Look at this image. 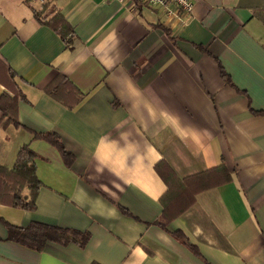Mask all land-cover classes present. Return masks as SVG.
Masks as SVG:
<instances>
[{"label":"crops","instance_id":"0c3cea01","mask_svg":"<svg viewBox=\"0 0 264 264\" xmlns=\"http://www.w3.org/2000/svg\"><path fill=\"white\" fill-rule=\"evenodd\" d=\"M259 8L264 0H197L190 15L140 0H0V97L12 94L8 71L24 95V128H0V164L12 168L30 145L43 185L34 211L0 205V264H264ZM42 10L64 16L66 40ZM59 76L83 95L73 108L46 92ZM33 132L56 134L73 164ZM161 161L182 179L224 165L232 180L167 222ZM3 221L89 240L38 252L9 241Z\"/></svg>","mask_w":264,"mask_h":264},{"label":"trees","instance_id":"16d2710c","mask_svg":"<svg viewBox=\"0 0 264 264\" xmlns=\"http://www.w3.org/2000/svg\"><path fill=\"white\" fill-rule=\"evenodd\" d=\"M44 13V10L35 12L43 24L49 26L66 40L71 34V28L64 16L56 12L52 17L44 20L42 17ZM254 16L264 25V8L255 9ZM225 77L229 78L226 74ZM6 84L12 94L4 93L0 97V113L2 115L0 128L5 129L9 126L24 128L19 119V103L24 95L10 71H8V82ZM46 92L53 99L69 108L75 107L83 99V95L76 87L62 76L53 81ZM33 137L55 146L66 166L70 167L73 164V155L66 150L56 134L33 132ZM36 159L37 155L32 147L24 145L19 150L17 160L12 168L0 164V205L24 211L37 209V199L43 185L38 177ZM155 169L166 185V191L160 202L163 207V219L167 222H172L187 212L195 204L199 193L217 188L232 180L231 174L224 165L184 179L180 178L166 161L158 163ZM3 222L8 232L9 241L38 252H44L51 242L61 245L75 242L80 247H85L89 240V234L87 233L38 222H32L26 227H18L8 221ZM174 234L180 238L183 237L181 239L185 240L188 248L194 254L200 256L199 251L186 242V238L182 233L177 232Z\"/></svg>","mask_w":264,"mask_h":264},{"label":"built area","instance_id":"2783aa9c","mask_svg":"<svg viewBox=\"0 0 264 264\" xmlns=\"http://www.w3.org/2000/svg\"><path fill=\"white\" fill-rule=\"evenodd\" d=\"M151 9L163 10L167 13L175 11L190 15L194 12L197 0H140Z\"/></svg>","mask_w":264,"mask_h":264}]
</instances>
